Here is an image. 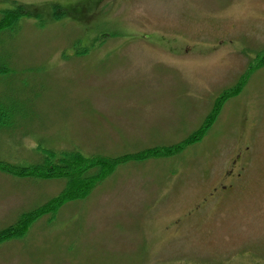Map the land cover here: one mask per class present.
I'll return each instance as SVG.
<instances>
[{
  "label": "rangeland",
  "instance_id": "rangeland-1",
  "mask_svg": "<svg viewBox=\"0 0 264 264\" xmlns=\"http://www.w3.org/2000/svg\"><path fill=\"white\" fill-rule=\"evenodd\" d=\"M17 5L0 93L22 106L0 127V160L169 153L111 169L2 242L0 264H264V0H0V12ZM61 189L0 172V229Z\"/></svg>",
  "mask_w": 264,
  "mask_h": 264
},
{
  "label": "trees",
  "instance_id": "trees-1",
  "mask_svg": "<svg viewBox=\"0 0 264 264\" xmlns=\"http://www.w3.org/2000/svg\"><path fill=\"white\" fill-rule=\"evenodd\" d=\"M22 14L21 8L1 13L0 32L8 30V27L15 28ZM12 69V66L5 65L0 68V76L11 74ZM24 91L28 93V90H22V92ZM13 94L16 97H21L23 93L14 91L11 95ZM11 95L7 92L5 94L0 93V127L2 129H7L6 126L12 125L14 118L19 113V107L17 106H22V104L18 103V99H16L17 102L15 100V102H11V104L8 103L9 99L7 97L11 99ZM217 111L218 108L208 117L207 120L209 122L215 117ZM201 129L193 133L188 140L184 141V144L191 142L193 139H197L205 131L206 127H202ZM181 146L182 145H178L174 147V150H179ZM161 151L166 152L167 149L144 150L137 153H127L121 156L109 157L104 155L87 156L82 154L79 150L61 151L40 148L35 150L37 159L34 161L18 160L19 162H25L17 163L0 160L1 173H11L14 177L24 178L26 180H59L63 184V189L57 194L37 204L30 210L20 213L12 223L1 228L0 244L4 241L23 238L29 228L42 218H45L47 221H52L64 204L86 198L90 188L96 184L102 176L109 173L111 169H114L119 164L130 160H143L155 156L156 153Z\"/></svg>",
  "mask_w": 264,
  "mask_h": 264
},
{
  "label": "flooded vegetation",
  "instance_id": "flooded-vegetation-1",
  "mask_svg": "<svg viewBox=\"0 0 264 264\" xmlns=\"http://www.w3.org/2000/svg\"><path fill=\"white\" fill-rule=\"evenodd\" d=\"M241 155V154H240ZM241 157V156H240ZM240 157H237V158H235V159H233V161L231 162V164H230V167H229V171L230 172H232L233 171V169H235L236 168V166L239 164V158ZM239 160V161H238ZM238 175L240 176V174L238 173ZM237 180H239V179H237ZM237 185H238V182H237ZM236 185V186H237ZM233 184H231V188H233ZM220 187H222V188H226V186H225V184H220ZM216 188H218V187H216ZM215 188V189H216Z\"/></svg>",
  "mask_w": 264,
  "mask_h": 264
}]
</instances>
